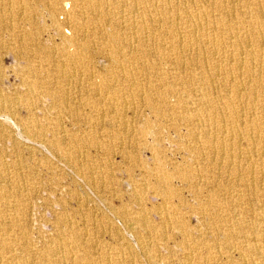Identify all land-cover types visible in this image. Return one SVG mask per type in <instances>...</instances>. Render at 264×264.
Returning a JSON list of instances; mask_svg holds the SVG:
<instances>
[{
    "label": "rangeland",
    "instance_id": "rangeland-1",
    "mask_svg": "<svg viewBox=\"0 0 264 264\" xmlns=\"http://www.w3.org/2000/svg\"><path fill=\"white\" fill-rule=\"evenodd\" d=\"M61 17V12H49L46 0H27L19 7L9 2L0 5V170L11 179L0 180V190L15 180L24 186L23 193L12 190L17 199L12 208L0 202V227L8 228L6 236L0 235L4 247L1 258L15 257L23 264H52L45 253L54 245L82 255L91 243L96 245L92 251L95 255L91 252L95 264L127 260L118 251L123 244L133 252L132 264H185L188 253L192 264H215L216 254L225 257L224 234L234 230L228 222L234 221L235 209L220 202L224 196L217 191L230 181L220 176L205 182V177L196 175L199 162L188 150L191 143L182 137L183 124L176 119L180 110L165 107L158 100V91L166 88L176 89L167 96L170 102L178 96L192 97L181 86L188 79L187 73L175 67L172 57H160L170 40L156 39V47L149 54L154 69L147 75L139 73L138 87L149 93V100L127 98L132 102L129 114L133 113L128 115L129 130L122 132L107 117L95 118L87 109L81 110L96 121L92 128L59 110L44 92L56 86L51 78V58L58 56L61 48L56 23ZM106 31L110 32L108 28ZM90 50L83 66L94 73L98 83L108 81L113 60L107 51ZM28 68L38 73L35 81L40 95L31 99L36 119L29 115L24 102H10L17 91H23L22 79ZM87 83L83 79L82 87L69 88L75 90L73 102L81 100V91L89 88ZM151 84L155 91L149 90ZM126 85L119 88L126 89ZM70 137L78 140V149L70 145ZM251 203L254 211L264 212L263 203ZM138 211L144 212L153 228L150 240ZM244 219L241 227L258 220L253 215ZM85 229L90 232L88 236L78 242L70 238L72 232ZM236 241V237L231 238L233 244ZM68 263L65 257L56 264Z\"/></svg>",
    "mask_w": 264,
    "mask_h": 264
},
{
    "label": "bare ground",
    "instance_id": "bare-ground-1",
    "mask_svg": "<svg viewBox=\"0 0 264 264\" xmlns=\"http://www.w3.org/2000/svg\"><path fill=\"white\" fill-rule=\"evenodd\" d=\"M26 1L0 0V5L9 2L19 7ZM46 2L51 14L61 12L63 18L56 22L62 36L61 48L58 56L51 55L54 66L51 78L56 86L45 88L44 92L56 102L59 110L92 128L97 123L81 114L85 109L95 118L105 116L112 120L122 132L129 130L131 118L128 115L133 113L129 114L132 102L127 98L139 97L142 99L140 102L149 100V93L138 87L139 73L147 75L154 69L149 54L156 47V39L167 37L170 40L167 51L161 52L160 57L163 60L172 57L175 67L187 73L188 79L181 86L183 92L192 97L178 96L170 102L167 96L176 93V89L166 88V91H158V100L165 107L180 110L181 115L176 119L183 124L182 137L191 143L188 150L199 162L195 167L196 175L205 177V182L220 176L230 181V185L217 191L221 193L220 197L224 196L220 202L225 201L226 205L235 209L234 221L228 222L234 230L224 234L225 257L216 254L215 264H264V212L254 211V204L251 203L254 200L264 204V0ZM107 28L110 32L106 31ZM90 48L99 49L101 53L107 51L105 54L113 60L115 65L108 81L98 83L94 73L83 66L85 54ZM28 69L22 79L23 91H17L10 102H24L29 106V115L35 118L31 99L40 95L39 83L35 81L38 73L32 68ZM83 79L88 82L89 88L81 91L82 98L78 103L73 102L75 90L69 88L77 89ZM125 82L126 89L121 90L119 86ZM149 90L155 91L156 88L151 84ZM77 141L70 137V145L78 149ZM8 179L10 176L0 170V180ZM11 186L0 190V202L4 203L5 208H12L17 203L12 192L14 188L17 194L24 191V186L16 180ZM247 215H253L258 220L241 227ZM138 219L150 240L153 228L144 212H139ZM7 229V226L0 227V235L6 236ZM89 233L86 229L72 232L70 238L78 242L80 237H86ZM187 235L184 233V236ZM234 237L237 241L233 244L231 238ZM95 246L89 243L86 246L88 252L73 255L63 245L57 244L45 255H50L48 260L52 264L65 257L70 264H95L91 257ZM3 248L0 240V250ZM118 251L128 261L118 260L116 264H132L133 252L128 247L120 245ZM187 257L185 264H192L191 253ZM0 264L23 263L15 257L0 256Z\"/></svg>",
    "mask_w": 264,
    "mask_h": 264
}]
</instances>
